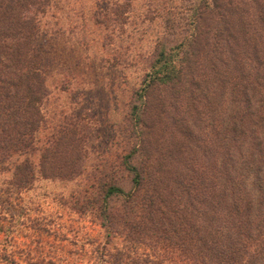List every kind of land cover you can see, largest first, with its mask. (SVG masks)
Instances as JSON below:
<instances>
[{
    "label": "trees",
    "instance_id": "16d2710c",
    "mask_svg": "<svg viewBox=\"0 0 264 264\" xmlns=\"http://www.w3.org/2000/svg\"><path fill=\"white\" fill-rule=\"evenodd\" d=\"M44 1L0 0L9 196L37 179L89 178L75 120L38 138L50 94L35 43ZM154 1L144 16L161 31L119 128L123 154L72 203L102 232L72 235L59 217L19 219L1 202L0 264H264V0ZM129 7L111 19L124 23Z\"/></svg>",
    "mask_w": 264,
    "mask_h": 264
},
{
    "label": "rangeland",
    "instance_id": "374dc122",
    "mask_svg": "<svg viewBox=\"0 0 264 264\" xmlns=\"http://www.w3.org/2000/svg\"><path fill=\"white\" fill-rule=\"evenodd\" d=\"M146 1L45 0L35 13L39 28L35 43L44 59L50 93L43 107L40 145L51 139L59 123L75 120L85 135L80 164L89 178L37 179L33 188L16 196L0 191V203L19 219L29 212L32 216L59 217L57 221L72 235L98 237L102 232L72 203L76 197H90L91 184L95 183L90 177L96 175V169L110 170L111 162L123 154L119 128L126 123L133 92L141 83L161 31L160 20L145 18ZM172 1V6L179 2ZM127 2L128 18L124 23L113 21L114 9L125 8ZM34 159L37 161V156ZM8 178L0 173V189L8 185L4 183ZM120 185L126 191L130 188L127 179H121Z\"/></svg>",
    "mask_w": 264,
    "mask_h": 264
}]
</instances>
